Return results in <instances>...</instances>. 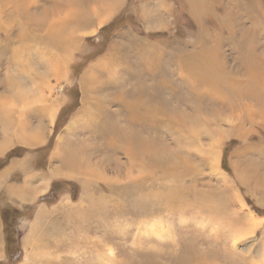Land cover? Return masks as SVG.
Instances as JSON below:
<instances>
[{"label":"rangeland","instance_id":"rangeland-1","mask_svg":"<svg viewBox=\"0 0 264 264\" xmlns=\"http://www.w3.org/2000/svg\"><path fill=\"white\" fill-rule=\"evenodd\" d=\"M62 1L72 2L70 11L78 6L75 2H80ZM200 1L203 0H120L111 13H105L109 17L102 24L92 17V23L80 26L76 32L79 43L67 53L30 41L29 51L20 53L13 60L10 54L12 42L5 33H0V103L3 101L0 105V137L2 133L7 134L12 145L0 157V169L14 157L26 156V173L13 172L6 180L19 188L6 195L0 186V264H24L28 256H32L35 264H188L193 261L225 264L233 259L239 264H264L262 229L243 236L249 227L243 222L247 216L264 221V128L258 124L249 126L247 116H242L241 131L250 127L254 133L240 138L237 126L234 127L236 130L228 131L225 119L237 120L234 115L237 106L233 102L231 109L225 97L211 94L215 89H219L221 95L226 94L218 81H224L225 75L241 78V74L234 71L237 53L232 47L240 40L241 32L256 29L254 54L259 57L264 53V0H204L213 7L207 5L202 10L198 7L191 13L190 4L197 5ZM32 11L35 12V8ZM36 11L40 12V9ZM195 13L199 14V20ZM220 19L226 20L224 25ZM202 30L209 34L205 46L222 65L216 72L218 77L210 78L209 87L201 81L194 87L197 95L209 100L204 102L203 99L201 105L204 106L199 111L189 109L188 115L192 116L183 120L186 122L183 131L192 129L189 135L203 148L216 142L220 150L219 169L227 178L221 180L211 173L209 155L201 156L191 149L189 138L167 132L164 126H158L157 131L166 146L157 149L152 156L143 154L142 163L133 161L131 166L129 157L121 152L112 158L103 157L109 152V144L105 140L97 142L96 129L104 119L122 117L118 96L128 89L126 70L130 67L136 70L139 66V62L133 60L138 48L147 45L159 50V72L166 74L165 66L173 69L167 51L176 43L178 47L185 42L187 51H194L197 35ZM216 34L220 37L213 41ZM134 42L139 47L131 48ZM43 48L49 51L53 60L51 53L58 56L57 60L66 58L64 68L58 73L50 70V64L46 65L44 58L40 64L39 55L48 57L43 55ZM20 66L25 67L19 70ZM172 69L168 71L169 87L178 90L177 95L183 93L186 101H190L186 95L192 86L191 79L188 80L190 76L179 77ZM90 73L98 74L97 80L101 82L91 93L84 88ZM140 73L150 75L155 82L161 78L153 71L142 70ZM262 74L264 77V68ZM159 91L164 98L171 92L169 88ZM94 99L97 100L93 104ZM191 101L193 105L197 104L195 98ZM168 103L177 104L174 100ZM92 114L94 116L90 117ZM217 124L221 131L229 134L219 136L215 129ZM66 153L72 155L73 160L76 158L68 167L62 163V155ZM184 160L188 162L187 167ZM95 161L101 162L99 169L103 167L107 175L118 176L121 181L128 170L141 174L140 184L144 188L153 179L148 188L153 186L149 189L154 192L165 191L166 188H162L165 185L186 186L190 192L194 188L208 191L205 199L214 192L223 198L226 195L233 202L207 204L200 200L191 207L194 210L200 204L197 211L175 205L158 211L142 210L134 202L135 195L140 194V184L121 183L111 192L107 185L97 182L96 185L88 184L87 191L93 194L100 191L101 196L97 198L106 197L107 200L99 209H92L98 206L94 201L88 203L84 199L86 190L81 188L80 181L63 173L71 171L73 174L72 168L83 166L80 162L91 164L93 168ZM184 176L187 180L181 181ZM239 179L244 182L239 183ZM30 193L31 197L28 196ZM188 199L191 201L190 194ZM35 221L45 228L44 235L39 234L42 232L38 229L34 231ZM237 225L234 237L230 230ZM239 233L243 234L240 239ZM37 234L40 235L37 239H43L36 245ZM55 240L62 249L53 255L46 253L49 251L46 246ZM188 248L191 255L184 254ZM36 251L40 253L35 255Z\"/></svg>","mask_w":264,"mask_h":264},{"label":"bare ground","instance_id":"bare-ground-1","mask_svg":"<svg viewBox=\"0 0 264 264\" xmlns=\"http://www.w3.org/2000/svg\"><path fill=\"white\" fill-rule=\"evenodd\" d=\"M208 1L212 2L211 0ZM119 2L120 0H80V2L77 3L75 2V4L78 5L76 6V9L70 11L69 8L71 6L69 7V4L72 2H63L62 0H43L41 1V3H38V0H0V33L1 32L5 33L6 37L9 38V41L12 42L10 54L12 57H14L13 60H15L20 53H27V51H29L30 44L28 43L30 41L32 42V44L40 43L41 45H44V47L47 46V49L48 47H54V49H63L65 53H67L70 52L73 48H76L77 44L79 43L78 42L79 36L77 37L76 32L78 31L80 26H82L86 22L92 23L94 19L97 20L98 24H102L106 20V18L109 17V15L105 13H111V10L117 7ZM196 4L197 5L190 4L191 13L192 10L193 11L198 10V7L201 10L204 9L207 5H209V8L213 7L211 3H208L207 1L204 0L200 1L199 3L197 2ZM34 8H35V12H33L34 10L31 12V9ZM65 8L66 11H62ZM37 9H40V12L36 11ZM213 14L216 16V13ZM195 15L198 17L199 20L200 19L199 14L195 13ZM92 17L94 19H92ZM225 21H226L225 19H220L222 25H224ZM14 29L15 31L13 32ZM255 34H256V29L251 28L246 31H243L241 32L240 40L232 44L233 45L232 47L237 53L236 56L237 65L235 66L234 71L238 74H241L240 75L241 78L236 79L232 75H227V76L225 75L224 81L218 80L221 83L220 87L223 86L222 90L226 94L221 95L219 89H215L214 92L211 90L212 92L211 94L213 96L218 95L219 97L220 96L223 98L225 97V99L230 102V105L233 102L234 104H236L237 109H235L234 115L237 120L233 121L231 119L226 118L225 122L227 123V126L230 129L228 131H231L233 129L236 130L235 126H237L238 128L237 136H239L240 138H244L249 134L254 133L253 128L250 127L245 128L244 131H241L242 125L240 118L242 116L243 117L247 116L249 120V126L258 124L264 128V77L262 74L264 68V53H261L259 57L254 54L257 48V44L254 38ZM217 37L220 36H218L217 34L214 35L213 41ZM196 39H197L196 42L197 49H194V51L193 50H191L190 52L187 51L186 49L187 43L185 42L184 44H179L178 47H177L178 44L176 43V45H173V47L169 49L166 54L168 58V62H171L173 65V69L172 68L171 69L173 71L176 70L179 77L190 76L188 80L191 79L190 84L192 86L189 92H187L186 94L187 97L190 99V101H186V97L182 96L183 93L177 95V93H179L177 92L178 90L176 91L173 90V88L169 87L170 85H168L167 83L170 76V74H168V71L171 70L169 66L168 67L165 66L164 72H166V74H160L159 69L161 68V66H159V62H158L160 61L159 60L160 57H158L159 50H157L156 48H152L150 46L148 47L147 45L138 48L139 51L137 54H134L135 57L133 60H137L139 62V66L136 70L132 67L134 69L133 71L131 70L132 69L131 67H130L131 69L128 68L126 70L127 72H125V75L128 77L127 79H129L128 89L123 93V95L118 96L119 99L118 101H120L118 103L122 107L120 113L123 114L122 117L116 118V120H113L111 118L104 119L99 123L96 129V132L98 134L95 135L97 142L101 143L103 140H105L109 144L108 145L109 152L103 157L112 158L117 154V152H121L124 153V155H126L127 158L129 157L128 158L130 159L129 164L131 166H133V163L135 161L138 162L137 164L142 163L143 154L147 156L148 155L152 156V154L155 153L157 149H159L162 146H166L163 143V141L160 139L161 136L157 131L158 126H164V129L167 132L169 131H172L174 133L176 132L178 134H182L183 136L189 138L188 143L191 149L196 150L201 156H205L206 154L209 155L210 168L212 169L211 173L219 177V179L221 180L227 178V176L226 175L224 176V173L219 169L220 150L216 142L215 141L211 142L208 148H203L198 143V141L194 139L192 135H189L192 132V129L183 131L186 128V122H184L183 120H186V118L189 119L192 116V115H188L189 109H191V111H199L202 109V106H204L201 104L209 100L200 94L197 95L198 93L196 92V88L194 87L197 85L198 81H201V83H203L204 86L206 85L209 87L211 80L210 78L211 77L214 78V76H216V78L218 77L216 72L219 69V65H222L221 62L218 61L217 57H214V55L209 51V47L205 46V43L209 39V34L206 31L202 30V33L198 34ZM121 45L123 46V44ZM137 47L139 46L137 45L136 42L131 43V48L135 49ZM127 48L129 49L128 44H127ZM213 51H215V49ZM42 53L44 56L48 55V57H43L42 55H39L38 60L40 61V64H41V60L44 58L47 63L46 65L50 64L49 67L51 71L58 73L60 68L62 67L64 68V64H65L64 59H66L65 57L64 59L57 60L56 57L58 56H55L56 54L54 55L53 53H51L54 56V60H53V57L50 55L49 51L46 50V48H43ZM61 56H62V52H61ZM51 60H53L52 65H51ZM59 61H61V65H59ZM24 67L25 66H20L19 70H23ZM142 67H144V69ZM142 70L147 73L153 71L154 75H159L161 76V78L155 82L154 80H152L150 75L145 76L141 74L140 71ZM124 71L125 70H123V72ZM98 76H99L98 74L90 73V75L87 76V78L84 77L86 78V80L88 79L87 82L84 80L85 83L87 84L84 88L86 91H89V93L94 92L96 85L101 83L99 80H97V78L99 79ZM147 81H150V83H146ZM161 88H163L164 90L168 88L170 89L171 92L168 95L169 96L168 98H164L162 96L161 92L159 91V89ZM103 97H106V95H104ZM194 98L197 101L196 105H193V101H191ZM97 99H94L95 100L94 102L91 100L93 104L96 103ZM170 100H174L177 104L168 105L169 104L168 101ZM98 103H100V99H98ZM0 105H3V101H1ZM85 105H87V103ZM88 105L90 104L88 103ZM233 107L234 105H231V109ZM93 116L94 114H92L90 117ZM202 125L205 124L203 123ZM206 126L208 127V125ZM173 127L175 128V130H172ZM215 129L218 135L221 137H223V135H226L228 133L221 131L219 129L218 124L216 125ZM262 144L264 145V143ZM75 160L76 158L73 160L72 155H70L69 153L62 155V163L64 164L63 166L65 167L72 165V163ZM100 163H101L100 161L93 162L92 163L93 168H92L91 164L89 166L88 163L84 164L80 162V165L83 164V166L77 167L75 170H73L72 168L73 174H71V171L63 173L65 175L66 174L73 175L72 177H75L80 181L81 188L83 187L86 190L84 193L85 194L84 199L88 203L94 201L98 206V207H93L92 209H99L100 205L104 204L106 202L105 200L107 199L106 197L97 198V196H101L100 191H95L94 194L91 193V191L88 192L87 189L90 188L88 187V184L96 185L97 182H102L103 184L108 186L109 191L113 192L115 189L119 187L117 185L121 183L130 184V185H132V183H137L136 185H139L140 181L142 180L140 173L133 174L131 170L127 171L126 177L123 179L124 181H121L120 178H118V176L110 177L109 175L106 174L103 167L102 169H99ZM184 166L185 167L188 166V162L186 160H184ZM182 175L183 174H181L180 176ZM42 179L43 178H41L40 180L42 181ZM186 180L187 178H185V176L182 177L181 179V181H186ZM239 181H240L239 183L244 182L243 180L240 179ZM152 182L153 179H150L148 182V186H150ZM140 185H141V189H139L140 194L138 193L135 195L134 202L135 204H138L142 210L149 209L151 211H158L162 207L175 205V207L177 208L181 207V208H186L188 211H197L200 210L199 208L200 204L196 205V209L194 210H191V207L193 206V203L198 202L200 200L205 201L207 204H215L217 201H222L226 204H231V202H233V199L230 200L227 199V197H225L226 196L225 194L223 198L220 196V193L218 194L215 193L214 195V192L210 193V195H207L205 199V195L208 191L199 190L197 188H194L193 192H190V190L188 189V187L186 188V186L177 187V186L165 185L162 186L163 189L166 188L165 191L154 192L149 189L153 186L149 188L147 186V188H144V186H142L143 184ZM126 193L127 192L125 191V194ZM189 194L191 195V201L188 199ZM241 206H243V204ZM221 213H223V211H221ZM235 217L236 216H234V218ZM243 222H245L246 225L248 224L247 226L250 227V228L248 227V230L245 233H243L244 235L241 233L243 236L248 235L249 233L253 234L258 229L260 230L262 229L264 235V230H263L264 221L262 219H255L253 218V216H247V218ZM33 225L35 228L34 231L38 229L39 231L42 232L39 234L44 235L45 228L39 225L38 221ZM237 229H238V225L234 229L230 230V233L233 231L232 236L235 237V233L237 232ZM54 231L57 232V230ZM39 234H37L35 240V242L37 241L36 245L38 244L39 240L42 241L43 239V238L37 239L40 236ZM241 234L239 233V239L241 238ZM234 237L231 239L232 242ZM46 247L49 248V251L48 252L45 251V252L46 253L52 252L51 253L52 255L62 249L60 248L56 240L54 242H51L50 245ZM38 253L40 252L36 251L34 254L37 255ZM184 254L191 255L192 253H190V248H188ZM201 261H202V257H201ZM28 262L35 264V262L32 259V256L31 257L28 256L24 264H28ZM190 263L198 264L197 261H193ZM225 264H239V263L236 260L234 261L233 259L229 262H226Z\"/></svg>","mask_w":264,"mask_h":264},{"label":"crops","instance_id":"crops-1","mask_svg":"<svg viewBox=\"0 0 264 264\" xmlns=\"http://www.w3.org/2000/svg\"><path fill=\"white\" fill-rule=\"evenodd\" d=\"M16 139V138H15ZM12 147L11 144H9L8 135H4L2 133L0 137V157H3L8 149ZM25 163H26V156H20V157H14V159L8 161L6 165H3L0 169V186L4 189V193L7 195L9 192L11 194L13 191H16L14 188H16V185H12L8 183V177L13 172L16 171H22L23 173H26L25 170ZM19 188V186H18ZM16 188V189H18ZM32 193V191H30ZM31 193L28 195L31 197ZM10 197V196H8Z\"/></svg>","mask_w":264,"mask_h":264}]
</instances>
